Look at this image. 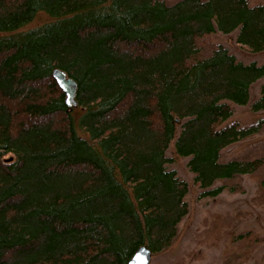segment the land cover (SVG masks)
<instances>
[{
  "label": "trees",
  "instance_id": "trees-1",
  "mask_svg": "<svg viewBox=\"0 0 264 264\" xmlns=\"http://www.w3.org/2000/svg\"><path fill=\"white\" fill-rule=\"evenodd\" d=\"M39 11L52 19L20 29ZM235 29L264 50V1L0 0V264H128L168 246L188 212L174 138L200 195L249 173L264 198L263 156L221 159L264 123L228 119L264 76L209 38Z\"/></svg>",
  "mask_w": 264,
  "mask_h": 264
},
{
  "label": "rangeland",
  "instance_id": "rangeland-1",
  "mask_svg": "<svg viewBox=\"0 0 264 264\" xmlns=\"http://www.w3.org/2000/svg\"><path fill=\"white\" fill-rule=\"evenodd\" d=\"M165 1L171 3L176 0ZM263 1L250 0V3ZM51 19L52 16L46 11H39L20 29L34 27ZM7 34L10 32L0 31V36ZM236 34L237 29L228 33L217 30L209 38L222 43L245 62H264V50L253 51L239 44ZM263 81L264 76L251 84L249 100L246 103H233L234 111L229 120L237 119L242 123L264 120V109L254 110L251 106L259 95ZM50 119L56 121L57 117ZM175 139L171 140L166 150L169 157L166 165L168 168H174L187 182L185 199L188 212L180 220L171 243L159 251L152 252L148 264L264 263V198H259L258 180L249 173L242 174L238 183L240 190L231 191L225 188L216 195L202 196V189L194 181L193 173L187 165L189 156L175 152ZM245 155L264 157V123L259 133L224 148L221 159ZM262 171L264 173V168Z\"/></svg>",
  "mask_w": 264,
  "mask_h": 264
},
{
  "label": "water",
  "instance_id": "water-1",
  "mask_svg": "<svg viewBox=\"0 0 264 264\" xmlns=\"http://www.w3.org/2000/svg\"><path fill=\"white\" fill-rule=\"evenodd\" d=\"M52 76L64 92L65 103L69 106L76 105V91L78 87L76 79L68 75L66 70L60 67L53 68ZM151 253L152 250L148 246L142 245L133 253L128 264H148Z\"/></svg>",
  "mask_w": 264,
  "mask_h": 264
}]
</instances>
